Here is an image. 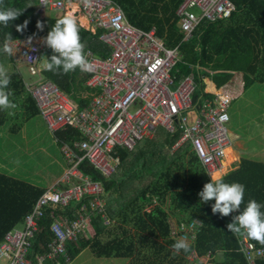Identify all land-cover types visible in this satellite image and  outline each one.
<instances>
[{
    "label": "built area",
    "instance_id": "1",
    "mask_svg": "<svg viewBox=\"0 0 264 264\" xmlns=\"http://www.w3.org/2000/svg\"><path fill=\"white\" fill-rule=\"evenodd\" d=\"M34 2L38 16L45 9L59 15L78 13L79 24L93 34L98 31L97 38L108 50L99 54L90 47L84 49L91 70L81 71L86 91L74 99L43 78L39 43L31 38L11 42L13 56L26 62L29 73L37 76L26 89L47 130L72 128L80 137L61 147L67 165L61 178L1 237L0 264H60L57 256L64 258L62 264L69 261L67 240L88 231L97 213L104 223L110 221L103 185L82 173L79 165L85 161L108 179L118 165L117 150H131L139 140L155 135L159 127L172 134L181 132L174 148L188 144L209 180L210 175L223 177L231 172H224L227 148L232 144L228 110L238 92L230 86V79L213 90L205 87L194 99L193 68L198 72L199 65L186 61L189 71L177 76L179 69L174 66L182 58L180 45L167 44L156 25L144 28L130 23L114 0H49L46 7L40 0ZM233 10L230 0H183L175 10L181 40L188 39L201 21L225 19ZM198 74L201 80L205 78ZM46 210L52 220L50 239L44 245L37 231ZM180 231L182 234L183 229ZM241 240L254 264L264 251L254 247L246 235Z\"/></svg>",
    "mask_w": 264,
    "mask_h": 264
},
{
    "label": "trees",
    "instance_id": "2",
    "mask_svg": "<svg viewBox=\"0 0 264 264\" xmlns=\"http://www.w3.org/2000/svg\"><path fill=\"white\" fill-rule=\"evenodd\" d=\"M121 5L127 20L144 28L156 25L157 32L169 45L179 43L182 58L174 68L178 67L177 76L189 71L187 62L197 63L193 68L196 82L194 99L200 96L204 83L200 81L199 74L203 73L217 86L228 81L233 75L241 74L244 88L253 84L258 75V82L264 83V0H230L235 9L224 20L215 22L201 21L192 35L181 40L182 33L178 31V15L176 8L183 0H114ZM4 7L16 8L21 15L9 22L7 27L0 24V48L5 38L10 35L12 39L18 37H44L59 18L38 17L35 13L33 0H4ZM28 24L23 30L18 31L17 25ZM43 28H37V22ZM79 28L81 42L86 47H91L95 52L104 54L108 48L96 35ZM98 32V31H97ZM45 60L50 58L53 50L44 47ZM13 63V57L0 51V63ZM202 65V67H201ZM205 67V68H204ZM173 68V73L175 69ZM11 83L9 89L12 92L10 100L19 106H23L28 116L38 113L34 101L24 89L23 80L18 71L10 72ZM44 78L54 82L57 86L78 99L76 94L84 90V76L77 68L64 74L61 71H46L42 67ZM80 90V91H79ZM208 95V94H207ZM85 103V100H80ZM12 109H0V125L10 119ZM8 115V116H7ZM7 116V117H6ZM181 132L170 133L164 127H159L151 138H143L131 150L118 149V165L109 180H105L94 171L87 162H82L79 169L90 175L94 180L103 183L107 216L112 222H129L131 226L145 235L136 237V241H144V246L149 245V251L141 254L133 250L134 235L136 232L128 231L122 227L120 236L106 241L100 239L101 234H107L108 225L104 223L100 214H95L89 233L82 232L75 240H67L65 251L69 260L78 255L84 247L90 246L97 256L121 257L130 259L126 264H140L149 259V253L159 255L165 250L161 242L167 244L171 250L177 239L170 238L171 230L168 217L175 216L178 226L186 227L192 220L199 221L188 252H180L184 259L191 248L197 256L207 252L211 255L220 254L221 261L216 264H250L243 250L242 237L244 235L232 234L227 225L233 220L234 215L242 211L250 199L264 205V162L243 158L240 161L227 148V160L224 172H230L223 179L225 182H239L245 186V193L240 210L222 216L212 212L214 199L206 203L201 202L198 195L203 185L210 182L197 157L188 153V144L174 148V144ZM54 135L60 140L69 141L78 139L79 133L74 129L56 130ZM44 188L28 183L16 177L0 172V238L3 233L15 224L23 214L31 210L37 197ZM157 202L148 211H141L144 205ZM168 200V208L164 207ZM140 211V212H139ZM264 212V208L261 209ZM39 220L37 235L45 245L50 239L49 228L52 217L48 210ZM121 227V224H118ZM107 232V233H106ZM130 232V233H129ZM150 235V237L146 236ZM254 247L264 251V245L249 239ZM36 245V244H35ZM168 252V251H167ZM166 252V253H167ZM60 264L64 262L62 256H57ZM164 259L159 257L157 264H163ZM129 261V260H128ZM149 261V264H152ZM254 264H264V257L254 259ZM180 264V263H179Z\"/></svg>",
    "mask_w": 264,
    "mask_h": 264
},
{
    "label": "rangeland",
    "instance_id": "3",
    "mask_svg": "<svg viewBox=\"0 0 264 264\" xmlns=\"http://www.w3.org/2000/svg\"><path fill=\"white\" fill-rule=\"evenodd\" d=\"M56 13L57 11L47 9L43 12L46 17H53ZM177 25L179 31L178 20ZM44 45L45 42H43L42 48ZM43 52L45 53V50ZM44 53L42 54L43 57L45 56ZM14 58V63H9V66L5 64L9 72L15 71V65H18V71L23 78V82L27 84L35 82L37 76L29 73L26 63L17 60V56ZM234 76L230 78L231 81L229 84L236 88L240 84L238 85L234 80L240 81L241 77L239 75ZM254 77L256 81L250 86L243 88L242 84L240 94L236 95L231 101L228 110L230 120L227 123V127L232 134V144L229 147L240 162L243 158H253V160L264 162V83L258 82V75ZM204 81H207V79H204ZM207 84V88L209 86L211 89L213 88L212 84ZM17 106L16 109L11 110L14 114L10 115V119L8 120L7 118V122L0 125V172L44 189L49 188L61 177L65 169V163L59 146L54 142L52 135L45 128L38 114L23 120L25 115V112H23L24 107L22 105ZM133 108V106L130 107V109ZM227 155L225 157L226 160ZM156 203H158L157 199L153 204L144 205L141 211L148 212ZM73 204L72 202L71 205ZM168 204L169 202L166 200L164 203L166 209L168 208ZM229 218L233 220L231 216ZM168 221L171 226L170 238L177 240L185 239L189 244L192 243L194 233L198 229V222L190 221L189 224H186V227L184 223L180 227L178 226V219L173 215L168 217ZM118 224H121V227ZM118 224L116 221L112 222L110 220L108 223V233L101 234L100 239L106 241L118 235L120 236L123 227L131 232L137 231V234H133L134 242H136L133 250L136 253L141 254L149 251V245L144 246V241H136L137 236L140 234L145 235L144 232L139 233L140 231L131 226L129 222ZM181 229H183L182 234ZM86 233H89V230ZM146 236L150 237V235ZM157 237L159 239L156 240L165 246V250L162 253L161 251H157L159 255L149 253L150 260H145L140 264H149V261L152 260V264H157L159 257L166 258L163 264H216L221 261L222 257L220 254L213 256L207 252L201 256H196L192 248L186 257L181 259L182 256L180 253L174 254L167 244L161 242L162 239L160 236ZM259 257H264V253L262 252V255ZM249 259V262L253 260V258ZM127 262H131L130 259L115 256L99 257L88 246L84 247L72 260L66 261L65 264H126ZM47 264L50 263L48 262Z\"/></svg>",
    "mask_w": 264,
    "mask_h": 264
},
{
    "label": "clouds",
    "instance_id": "4",
    "mask_svg": "<svg viewBox=\"0 0 264 264\" xmlns=\"http://www.w3.org/2000/svg\"><path fill=\"white\" fill-rule=\"evenodd\" d=\"M85 2L88 3L89 0H85ZM48 3H49V0H40V5H44L45 7L48 5ZM3 5H4V0H0V24H2L4 27H7L10 21L15 20L16 18L19 17V15H21V11L16 8L4 7ZM234 9H235V6H234ZM35 13H36V6H35ZM78 15H79L78 13L76 12L71 13L70 11L68 14L63 13L61 15L56 13L55 16L53 17L59 18V19H57L55 24L51 26V29L47 33L46 38L44 37H37V38L24 37V38H31L41 45L40 59L43 58L44 62L41 64L40 59H39V63L43 67L44 70L54 71V72L62 70L64 74H67L70 71H74L77 68H79V71L81 74H82L81 71L91 70V64L87 60L86 55L84 53V45L81 42L78 26L88 32L90 31L85 29L79 24ZM38 17H46V16L42 13ZM27 24H28V21L26 20L24 21L23 25H17V30L18 31L23 30V28H25ZM37 28H41V29L43 28V25L39 21L37 22ZM91 34L96 35V37L98 36L97 32H94V34L93 33ZM11 41H12V38L10 35H8L5 38L2 48H0V51L7 54L8 56L13 55V47H12ZM43 42H45L44 47L47 44V46L50 47L54 53L51 55L50 58H47L46 60H45V57L42 56L43 51H44L43 50L44 47L42 48ZM41 74H42V68H41ZM236 75H239L241 77V80L239 81L235 79L234 81H236L238 85L240 84L239 85L240 89L242 87V84L244 88V82H243V78L241 74L239 73ZM82 76L84 75L82 74ZM204 79H207V81H204ZM204 79L202 80L200 79V81L204 83L203 89L205 87L207 88L208 86L207 83H209L210 85L212 84L213 86H217L208 77L205 76ZM10 83H11V74L9 72V69L3 63H0V109L8 110V109H16L18 107L16 103L10 100V96L12 95V92L9 89ZM83 85H84V81H83ZM85 91H86V88L84 86V90H81L78 94L82 92L85 93ZM235 91L238 92V94H240L241 92V91L236 90V88H235ZM68 95L72 97L70 94ZM9 114L12 115L14 113L10 112ZM57 130H64V129H57ZM55 131L53 132L49 131V132L51 135H54ZM231 140H232V134H231ZM62 157L65 163V170H66L67 165H66L65 157L63 153H62ZM240 166H241V162H240ZM239 169H236V170H239ZM236 170H233V171H236ZM210 176H211V180H209L210 182L205 183L203 185L202 191L198 193V195L201 198V202L206 203L214 199L215 202L211 206L212 212L214 214L219 213L222 216H228L230 213L240 210L241 209L240 206L244 198L245 186L239 182H232V183L225 182L222 175L218 173L214 175H210ZM47 189L48 188L44 189L42 193H44ZM262 208H264V205L257 202L255 199H250L246 207L242 211H240L238 215L233 217V222L227 225L228 230L234 235H246L249 239L255 240L259 242L261 245H264V212L261 211ZM190 247H191L190 244L185 239H178L172 245L174 254H179L182 250L184 252H188Z\"/></svg>",
    "mask_w": 264,
    "mask_h": 264
},
{
    "label": "crops",
    "instance_id": "5",
    "mask_svg": "<svg viewBox=\"0 0 264 264\" xmlns=\"http://www.w3.org/2000/svg\"><path fill=\"white\" fill-rule=\"evenodd\" d=\"M21 38H24V37H18V38H14V39H12V41L13 40H16V39H21ZM11 41V42H12ZM91 48V47H90ZM13 52H14V50H13ZM12 57H13V60L15 59L14 58V56L12 55ZM17 59V58H16ZM18 60V59H17ZM11 63V62H10ZM14 63V62H13ZM5 65V64H4ZM6 65H8L9 66V63H7ZM16 67V68H15ZM15 71H18V65H15ZM79 69V68H78ZM19 72V71H18ZM19 74H20V72H19ZM20 77L22 78V76H21V74H20ZM22 80H23V78H22ZM83 83V82H82ZM26 82H23V85H24V89L27 91V89H26ZM84 86V85H83ZM208 89V88H207ZM80 90H83V89H80ZM79 90V91H80ZM236 90H238V91H240L241 89H240V87H236ZM27 93L29 94V92L27 91ZM81 94H76L75 95V97L77 96V98L80 96ZM82 95H84V94H82ZM23 107H24V105H23ZM23 112H25V115H24V118H23V120H25L26 119V116H27V114H26V111H25V108H24V111ZM37 114V113H36ZM35 114V115H36ZM8 116V115H7ZM6 116V117H7ZM32 116V115H31ZM30 116H28V118H29ZM66 129H69V128H66ZM65 130V129H64ZM50 133V132H49ZM52 137H53V140H54V142L56 143V145L57 146H59V149H60V152H61V154H62V151H61V147H62V145H63V143H68V144H71L72 143V140L71 139H73V138H71L69 141H65V140H60L59 138H57L55 135H52ZM189 147V146H188ZM188 153H192V152H190L189 151V148H188ZM118 161H119V158H118ZM64 171H65V169H64ZM64 173V172H63ZM63 175V174H62ZM61 175V176H62ZM61 178V177H60ZM59 178V179H60ZM105 180H109L110 178H108V179H106L105 177H103ZM59 179H57V180H59ZM56 180V181H57ZM55 181V182H56ZM96 181H98V180H96ZM54 182V183H55ZM100 183H101V181H99ZM53 183V184H54ZM102 185H103V183H101ZM104 193L106 194V192H105V190H104ZM103 196H104V194H103ZM104 200H105V204H106V199H105V196H104ZM105 204H104V208H105ZM74 205V204H73ZM75 206H76V204H75ZM105 213L107 214V212H106V210H105ZM97 214H99V213H97ZM102 217V216H101ZM108 217V216H107ZM109 218V217H108ZM93 219V218H92ZM103 219V218H102ZM110 220V219H109ZM110 222V221H109ZM108 222V223H109ZM108 223H105V224H107L108 225ZM91 226H92V221H91ZM87 232V231H86Z\"/></svg>",
    "mask_w": 264,
    "mask_h": 264
},
{
    "label": "bare ground",
    "instance_id": "6",
    "mask_svg": "<svg viewBox=\"0 0 264 264\" xmlns=\"http://www.w3.org/2000/svg\"><path fill=\"white\" fill-rule=\"evenodd\" d=\"M208 90H212L210 86L208 87ZM224 169H225V162H224Z\"/></svg>",
    "mask_w": 264,
    "mask_h": 264
},
{
    "label": "water",
    "instance_id": "7",
    "mask_svg": "<svg viewBox=\"0 0 264 264\" xmlns=\"http://www.w3.org/2000/svg\"><path fill=\"white\" fill-rule=\"evenodd\" d=\"M43 62H44V59H43V58H41V59H40V63L42 64Z\"/></svg>",
    "mask_w": 264,
    "mask_h": 264
}]
</instances>
